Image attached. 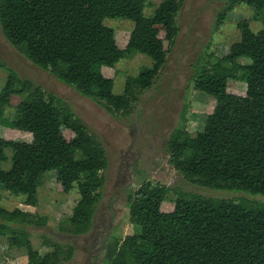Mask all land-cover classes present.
<instances>
[{
  "label": "trees",
  "instance_id": "16d2710c",
  "mask_svg": "<svg viewBox=\"0 0 264 264\" xmlns=\"http://www.w3.org/2000/svg\"><path fill=\"white\" fill-rule=\"evenodd\" d=\"M150 0H0V30L5 39L38 69L73 88L108 114L128 112L138 96L150 88L175 43L177 15L185 0H162L150 16ZM218 22L237 5L264 12V0H225ZM105 19L133 23L124 48ZM254 33L248 21L237 24L239 40L212 62L200 60L193 88L209 96L213 108L195 136L175 131L167 142L168 162L184 179L214 190H238L264 196V19ZM164 37L161 39L160 34ZM142 54L152 66L126 77L121 95L103 69ZM246 58L249 63L238 60ZM6 72L0 91V123L25 133L29 141L0 138V185L25 206L38 203L37 187L46 172H55L64 193L77 186L79 199L65 231L79 236L89 231L102 198L107 168L105 151L83 122L55 96L0 61ZM245 84L244 95L228 92V81ZM13 96V120L2 119ZM72 133L66 139L62 130ZM11 151L10 166L5 151ZM166 188L145 182L127 194L128 220L139 232L116 237L105 246L106 264H264V204L250 208L198 195L172 201L161 210ZM46 218L0 205V236L9 247L25 248L28 264H61L72 260L69 244L46 242L40 254L25 227L41 228Z\"/></svg>",
  "mask_w": 264,
  "mask_h": 264
},
{
  "label": "rangeland",
  "instance_id": "374dc122",
  "mask_svg": "<svg viewBox=\"0 0 264 264\" xmlns=\"http://www.w3.org/2000/svg\"><path fill=\"white\" fill-rule=\"evenodd\" d=\"M162 0H150L144 15L150 16ZM225 0H185L176 18L179 28L172 47L164 42L166 61L150 88L144 90L128 112L108 114L94 101L81 96L73 88L60 83L50 73L38 69L14 48L0 30V61L13 69L20 79H27L40 86L46 94L57 97L64 106L83 122L87 131L103 147L107 168L102 172L105 184L92 225L85 234L71 236L65 229L76 205L79 194L73 185L64 193L56 181L55 172H46L37 187L38 203L25 206L22 196H13L0 185V205L43 216L46 225L41 228L25 227L34 250L44 254L51 250L46 242L69 244L74 248L71 261L61 264H106L105 246L114 237L123 239L139 232L129 223L127 194L145 182L158 183L166 188L161 210L172 209V201L184 195L224 200L250 208L264 204L263 195H252L238 190H214L193 184L184 179L169 164L167 142L177 130L195 136L202 131L206 115L213 108L212 99L193 88L196 68L200 60L216 59L228 52L229 46L238 41L237 24L248 21L252 32L262 28L264 12H254L251 7L240 4L218 22V14L225 8ZM103 24L114 30L115 41L122 49L126 46L133 23L123 19H105ZM163 39L164 35H159ZM239 63L247 64L242 58ZM151 60L142 54L120 60L114 68L103 69V74L113 80V93L121 95L126 77H134L143 68H150ZM6 72L0 68V91L5 83ZM244 83L229 80L228 92L244 95ZM20 101L13 96L5 107L2 119L11 121L16 115ZM66 139L72 133L62 130ZM0 138L29 141L30 136L8 130L0 123ZM10 166L11 151H5ZM0 264H28L25 248L9 247L7 237L0 236Z\"/></svg>",
  "mask_w": 264,
  "mask_h": 264
}]
</instances>
